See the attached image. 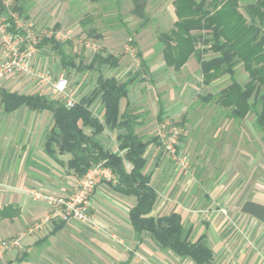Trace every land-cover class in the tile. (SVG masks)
I'll use <instances>...</instances> for the list:
<instances>
[{
  "label": "crops",
  "instance_id": "1",
  "mask_svg": "<svg viewBox=\"0 0 264 264\" xmlns=\"http://www.w3.org/2000/svg\"><path fill=\"white\" fill-rule=\"evenodd\" d=\"M15 3V9L21 13L28 8L22 0H15ZM140 56L145 63L152 55ZM160 56L157 64L147 65L148 73L155 74L167 68L163 54ZM188 65L187 62L181 70ZM134 75L137 73L130 72L124 80L110 77L126 82ZM138 77L139 74L129 86L128 98L120 102V114L138 116L142 122L146 88L137 85ZM221 78L212 84L219 83ZM140 81H144L143 78ZM0 89L20 94H44L43 87L25 84L18 79L0 80ZM91 111L104 123L105 109L100 98L92 104ZM221 121L215 137L222 132L223 124L230 120L223 118ZM53 128L52 112L29 106L7 112L0 101V243L18 240V245L0 250V264H197L189 256L160 248L150 232H143L138 238L129 217L137 204L136 197L114 191L108 182L97 186L92 201V213L103 232L78 222L54 221L41 231L29 233L28 229L48 213L49 208L45 202L23 192L22 188H38L47 194H67L81 179L68 165L71 154H61L56 145L47 148V139ZM143 128L140 126L137 132ZM87 132L91 134L90 129ZM124 132L122 126L111 128L105 125L104 131L94 140L104 151L123 155L117 138ZM181 140L179 153L187 154L190 159L186 173L176 161L166 157L159 139L150 143L145 152L143 172L151 176V185L157 192L151 216L158 219L179 214L183 225L182 238L210 248L212 264H262L264 149L254 142L253 159L251 151L243 147L228 157V165L218 171L193 160L191 153L182 149L190 150L191 142L188 139L185 144ZM224 155L228 156V152ZM247 175L250 182L243 180ZM239 189L243 192L238 193ZM109 234L117 235L123 244L112 242Z\"/></svg>",
  "mask_w": 264,
  "mask_h": 264
},
{
  "label": "trees",
  "instance_id": "2",
  "mask_svg": "<svg viewBox=\"0 0 264 264\" xmlns=\"http://www.w3.org/2000/svg\"><path fill=\"white\" fill-rule=\"evenodd\" d=\"M134 4L133 12L145 20V0H134ZM173 6L176 21L170 30L158 36L166 66L180 71L195 56L200 64L204 85L228 75L231 79L229 85L217 94L209 93L199 96V99L207 103L215 102L224 118L236 122L244 121L250 113H255V124L264 140V0L248 2L244 6L246 15L241 9L240 0H173ZM0 10H5L3 0H0ZM93 21L89 18L83 24L86 26ZM94 32L93 29L90 34ZM48 44L59 54L65 67L75 66L69 62L58 41L46 38L41 47ZM199 45L207 47L214 56L205 58ZM118 64L119 59L114 55L103 57L98 54L87 65L80 62L79 68L95 70L102 65L116 68ZM239 64L248 74L244 84L235 77V68ZM137 75L126 82H120L115 77L100 76L95 88L73 108H67L63 102L44 94H20L5 89H0V101L7 112H13L21 106L52 112L54 128L46 146L50 148L56 145L61 154H71L68 165L79 178L94 164L105 161V166L117 177V183L108 182L110 187L122 195L136 197L137 204L131 209L129 217L138 238L143 232H150L160 248L189 256L197 264H212L213 253L210 248L182 238L183 225L179 214L158 219L151 216L157 192L151 185V176L143 171L147 147L150 143L158 142V138L145 140L137 132L141 126L139 117L120 114V102L128 98L129 86ZM99 98L104 104V123L91 111L92 104ZM177 123L187 128L184 119ZM105 125L111 128L122 126L125 129L117 138L123 155L104 151L94 140L104 131ZM86 128L91 130L90 135ZM126 163L131 165L130 170H127Z\"/></svg>",
  "mask_w": 264,
  "mask_h": 264
},
{
  "label": "rangeland",
  "instance_id": "3",
  "mask_svg": "<svg viewBox=\"0 0 264 264\" xmlns=\"http://www.w3.org/2000/svg\"><path fill=\"white\" fill-rule=\"evenodd\" d=\"M22 1L28 8L20 14L15 9V0H3V4L7 13L18 15L24 25L34 23L37 38L56 32L66 36L58 42L62 45L69 62H73L75 66L65 67L51 44L38 48L35 66L49 71L54 81L61 74H65L76 99L80 100L89 94L100 76H117L124 80L128 73H137L139 74L137 85L146 88L141 122L144 128L139 132L145 140L157 137L158 129L164 122L176 123L184 119L189 133L181 143L187 144L189 139L192 148L182 149L191 153L192 159H197L199 165L218 171L225 168L228 159L243 147L251 151L253 159L254 142L264 149L262 133L255 124V113H250L244 121H228L223 124L222 132L215 137V131L221 127L224 114H221V109L215 102L201 101L199 96H205L209 92L217 94L221 88L231 83L229 76L222 77L219 83L204 86L200 64L195 56L190 58L186 69L180 72L170 67L155 74L147 72L148 64L149 66L151 63L157 64L161 60L159 34L170 30L176 21L173 0H145V20L133 12L134 0ZM250 1L252 0H240L245 15L244 6ZM89 18L94 21L84 26L83 23ZM141 24L144 26L141 27ZM93 29L95 32L90 34ZM87 44L89 46H86ZM198 48L205 53V58L214 56L207 47L199 45ZM149 53L152 56L147 62L142 63L140 54L147 56ZM98 54L103 57L108 54L117 57L119 59L117 68L108 65L98 66L95 70L79 68L80 62L87 65ZM235 77L241 84L248 80V74L241 64L235 68ZM139 78H143L144 81H140ZM12 79L38 85L27 76ZM41 91L51 98L48 88L45 87ZM85 130L87 132L88 128ZM227 152L228 156H225ZM129 166L126 163L127 169ZM249 179L247 175L243 180L250 182ZM237 192L242 193L243 190L239 189Z\"/></svg>",
  "mask_w": 264,
  "mask_h": 264
},
{
  "label": "built area",
  "instance_id": "4",
  "mask_svg": "<svg viewBox=\"0 0 264 264\" xmlns=\"http://www.w3.org/2000/svg\"><path fill=\"white\" fill-rule=\"evenodd\" d=\"M18 14L20 13L18 12ZM46 38L60 41L66 36L61 32H56L44 34L43 38H37L34 32V23L24 25L18 15L0 10V80L27 76L40 87L48 88L51 99L63 102L67 108H73L79 103V100L75 98L70 89L67 76L61 74L54 81L49 71L35 66L38 48ZM187 135V128L177 122H164L157 132L166 157L176 161L185 173L189 171L190 159L187 154L179 153L178 146L181 138ZM130 169L129 166L127 170ZM102 182L117 183L116 175L109 167L105 166V161L94 164L67 194H47L38 188L23 187V192L35 200L45 202L49 208V212L35 222L28 232L41 231L54 221L78 222L103 232L92 213L93 196L97 186ZM109 239L114 243L123 244V241L115 234H109ZM13 245H18V240L12 243L4 240L0 243V250L5 251ZM261 260L264 264V254L261 255Z\"/></svg>",
  "mask_w": 264,
  "mask_h": 264
}]
</instances>
